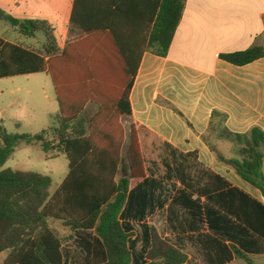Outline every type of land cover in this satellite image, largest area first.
Segmentation results:
<instances>
[{"label":"trees","instance_id":"obj_1","mask_svg":"<svg viewBox=\"0 0 264 264\" xmlns=\"http://www.w3.org/2000/svg\"><path fill=\"white\" fill-rule=\"evenodd\" d=\"M153 1V12L132 22L123 0H73L68 31L75 39L61 49L46 22L3 17L22 37L31 39L42 32L44 44L39 54L0 38V79L46 73L59 112L53 117L57 124L51 129L53 141L45 139L44 131L12 134L0 127V167L18 143L40 144L45 153H64L68 173L49 195L48 176L0 170V253L9 252L2 264H66L62 247L73 239L72 234L79 239L84 260L93 250L103 264L185 263L181 251L145 225L141 230L146 234V248L132 255L127 245L130 228L121 221L139 207L141 199H152L145 189L147 181L143 188L128 191L130 181L144 178L145 170L134 124L123 150L121 120L131 115L129 95L143 52L167 55L186 2ZM127 21L147 30L142 42H128L143 33L125 32ZM219 57L244 66L264 58V47ZM88 105L96 106V111L84 115ZM213 116L218 122L209 125L210 133L234 147L232 158L216 154L218 161L264 197V131L253 127L245 134H234L224 127V114L214 111ZM258 207L264 213V205ZM50 221H59L71 235L61 237ZM237 257L254 264L244 255L237 253Z\"/></svg>","mask_w":264,"mask_h":264},{"label":"crops","instance_id":"obj_2","mask_svg":"<svg viewBox=\"0 0 264 264\" xmlns=\"http://www.w3.org/2000/svg\"><path fill=\"white\" fill-rule=\"evenodd\" d=\"M123 1L132 22L153 12V0ZM127 22L125 32L143 33L128 42H142L147 30ZM69 35L64 46L75 39ZM253 46L264 47V0H186L167 55L143 52L126 120L135 125L145 177L131 180L128 191L147 181L152 199H141L121 220L130 228L132 255L146 248L145 225L181 251L184 264H247L237 253L264 264V213L258 207L264 197L218 161L216 154L232 158L234 147L208 129L218 122L216 111L234 134L264 131V58L235 66L219 57ZM72 235L62 247L66 264H78L68 256L72 248L83 257ZM8 253H0V264ZM94 255L91 250L82 264H103Z\"/></svg>","mask_w":264,"mask_h":264},{"label":"rangeland","instance_id":"obj_3","mask_svg":"<svg viewBox=\"0 0 264 264\" xmlns=\"http://www.w3.org/2000/svg\"><path fill=\"white\" fill-rule=\"evenodd\" d=\"M70 3V0H0V38L43 54L42 32L36 33L31 39L22 37L3 17L8 16L20 21H44L54 30L58 47H63L66 38L70 37ZM94 107L96 106L88 105L84 115L95 112ZM58 112L53 84L46 73L0 79V127L7 133L35 135L44 131L45 139L53 141L51 129L57 126L53 117ZM121 123L124 128L125 150L131 139V126L126 118H122ZM5 169L48 176L51 179V195L67 175L68 161L64 153L55 150L43 152L40 144L18 143L12 155L0 167V170ZM52 225L62 237L70 235V231L59 222L54 221ZM70 243L71 241L67 242V245ZM77 250L70 249L72 253H68V256L71 262L82 264L83 257Z\"/></svg>","mask_w":264,"mask_h":264}]
</instances>
